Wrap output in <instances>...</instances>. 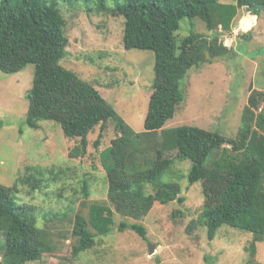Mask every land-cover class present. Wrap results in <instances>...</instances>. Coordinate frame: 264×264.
Instances as JSON below:
<instances>
[{
  "label": "trees",
  "instance_id": "1",
  "mask_svg": "<svg viewBox=\"0 0 264 264\" xmlns=\"http://www.w3.org/2000/svg\"><path fill=\"white\" fill-rule=\"evenodd\" d=\"M81 2L89 9L94 4L101 13L124 17L125 48L154 53L152 95L144 131H136L94 84L62 63L70 41L62 5ZM244 7L254 14L247 24L252 30L264 0L1 1L0 71L16 73L30 63L36 65L28 92L27 124L40 128L42 120L59 123L65 135L76 141L71 158L87 155L91 144L99 149L110 124L116 134L111 145L101 151L109 184L108 202H94L85 215L76 213L74 257L100 243L115 226L119 231H135L147 240L143 223L123 220L117 224L115 214L140 220L156 203H183L186 197L181 185L164 181L163 175L177 161L185 160L191 161L190 185L204 182L199 222L207 227L208 237L214 239L224 224L252 232L248 249L252 257L256 255L257 242L264 240V92L251 93L235 137L197 126L165 128L187 100L182 81L189 71L225 58L233 50V43L221 39L219 27L231 30ZM185 18L204 20L212 35L192 31L178 38L176 32ZM98 126V137L91 142L89 135ZM215 149L220 155L214 166L207 165ZM19 181L40 188L41 180L30 177ZM148 185L153 186L152 192L147 191ZM15 187L0 183V264H29L53 249L44 247L47 233L38 227L32 210L18 203ZM80 189L84 196H90L87 187ZM196 224L194 220L189 231Z\"/></svg>",
  "mask_w": 264,
  "mask_h": 264
},
{
  "label": "rangeland",
  "instance_id": "2",
  "mask_svg": "<svg viewBox=\"0 0 264 264\" xmlns=\"http://www.w3.org/2000/svg\"><path fill=\"white\" fill-rule=\"evenodd\" d=\"M92 7L84 2L62 5L70 40L62 63L94 84L136 131H144L152 95L154 53L125 48L124 17L101 13L94 4ZM250 14L254 15L241 8L231 30L219 27L221 39L233 43V50L225 58L189 71L182 81L187 100L165 128L189 125L237 136L251 93L264 92V9L252 30L247 29ZM192 31L212 35L204 20L185 18L176 36L184 37ZM35 72L33 63L16 73L0 71V183L16 185L18 203L32 210L38 227L47 233L46 239L42 236L44 247L53 248L41 260L29 264H264V240L257 242L255 256L248 249L252 232L224 224L214 239L208 237L207 227L199 222L205 201L204 182L190 185V160L177 161L163 175L164 181L181 185L186 197L183 203H156L140 220L116 212L117 224L123 220L143 223L147 240L135 231H119L115 226L100 243L74 257L76 213L85 215L94 202H108L109 184L101 151L111 145L116 134L110 124L99 149L91 144L87 155L71 158L69 153L76 141L65 135L59 123L42 120L40 128L29 126L28 92ZM99 131L98 126L89 135L91 142ZM219 155L215 149L207 165L214 166ZM30 177L41 180L40 188L19 181ZM80 186L83 190L87 187L89 197L83 195L84 191L80 193ZM147 191L152 192L153 186L148 185ZM194 220L197 224L189 231ZM151 244L156 246L153 254L149 252Z\"/></svg>",
  "mask_w": 264,
  "mask_h": 264
},
{
  "label": "water",
  "instance_id": "3",
  "mask_svg": "<svg viewBox=\"0 0 264 264\" xmlns=\"http://www.w3.org/2000/svg\"><path fill=\"white\" fill-rule=\"evenodd\" d=\"M155 250H156V246H155L154 244H151V246H150V248H149V252H150L151 254H153V253L155 252Z\"/></svg>",
  "mask_w": 264,
  "mask_h": 264
},
{
  "label": "built area",
  "instance_id": "4",
  "mask_svg": "<svg viewBox=\"0 0 264 264\" xmlns=\"http://www.w3.org/2000/svg\"><path fill=\"white\" fill-rule=\"evenodd\" d=\"M259 110H262V108H260Z\"/></svg>",
  "mask_w": 264,
  "mask_h": 264
}]
</instances>
